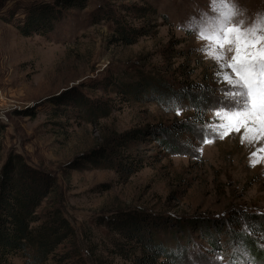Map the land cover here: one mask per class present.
Segmentation results:
<instances>
[{"label":"rangeland","instance_id":"374dc122","mask_svg":"<svg viewBox=\"0 0 264 264\" xmlns=\"http://www.w3.org/2000/svg\"><path fill=\"white\" fill-rule=\"evenodd\" d=\"M55 2L0 0V170L17 154L54 177L55 205L74 228L87 264H133L101 254L115 251L117 235L107 225L118 210L151 214L158 239L181 248L183 264H264L259 227L251 234L259 241L247 251L229 234L248 232L246 216L264 221V141L242 142L243 130L224 139L211 132L227 123L221 104L228 86L216 75L218 63L202 51L210 45L192 31L198 17L212 15L211 0H85L83 8L61 10L51 33L18 32L31 6ZM230 2L245 26L264 14V0ZM138 32L142 36L135 37ZM142 77L160 78L174 90L204 87L212 103L195 113L187 100H137L128 89ZM85 100L109 106V116L88 114L77 103ZM192 123L194 131H177L175 151L144 134L127 147L126 160L114 144L107 160L113 169H94L87 158L127 132H172ZM125 167L139 170L130 174ZM70 246L66 242L58 252L75 251ZM12 262L29 264L21 257Z\"/></svg>","mask_w":264,"mask_h":264},{"label":"trees","instance_id":"16d2710c","mask_svg":"<svg viewBox=\"0 0 264 264\" xmlns=\"http://www.w3.org/2000/svg\"><path fill=\"white\" fill-rule=\"evenodd\" d=\"M84 4L85 0H56L55 6L48 4L31 6L24 20L16 28L25 37L46 35L54 30L55 24L62 17L61 10L80 9ZM120 34L126 39L123 30ZM137 34L135 37L142 36V33ZM128 90L137 100L151 99L160 105L174 104L179 99L187 100L195 113L204 112L212 103V98L204 87L197 89L180 87L174 90L160 78L154 77H142V80ZM77 103L80 107L87 108V113L95 118H107L110 114V107L100 101ZM192 125L196 123L173 126L172 132L156 128L149 131L146 129L130 131L114 137L106 147L93 150L91 157L87 158L94 164V169H113V165H109L107 160L114 146L118 147V156L122 158L121 160H126L127 147L144 134L155 135L161 146L175 151L178 147L177 131L192 132L194 131ZM111 143L113 144L110 145ZM93 155L100 159H94ZM103 161L105 163H102ZM126 170L132 174L139 168L128 167ZM56 190V180L49 172L30 166L20 155L12 154L4 162L0 170V264H13L12 260L17 257L26 259L29 264H87L76 247L74 228L55 205ZM114 216L107 228L117 235V240L114 241L115 251L103 250L102 255L106 253L112 256L115 253L120 258L131 260L133 264H183L184 253L181 248L175 250L166 247L158 239L156 233L158 224L154 222L151 214L138 210H118ZM262 218L263 216H246L251 228H248L247 233L234 235L229 233L231 238L246 251L247 247L255 246L256 240L259 239L255 240L251 234L253 228L255 229L254 225L264 232ZM66 242H69L71 250L75 251L60 254L58 249ZM120 244L128 246L129 254L123 251ZM70 260L74 262L69 263ZM89 264L101 263L91 260ZM102 264H105V260Z\"/></svg>","mask_w":264,"mask_h":264},{"label":"snow or ice","instance_id":"6c2138e0","mask_svg":"<svg viewBox=\"0 0 264 264\" xmlns=\"http://www.w3.org/2000/svg\"><path fill=\"white\" fill-rule=\"evenodd\" d=\"M211 6L212 15L202 14L192 28L210 45L202 51L218 63L216 75L228 86L221 104L227 123L213 127L211 132L224 139L230 132L243 130L242 142L264 141V14L245 26L244 20H238L242 14L230 0H211ZM176 112L181 114V109ZM216 115L221 116V112ZM259 151L264 152V148ZM256 155L254 152L253 166L260 162Z\"/></svg>","mask_w":264,"mask_h":264}]
</instances>
